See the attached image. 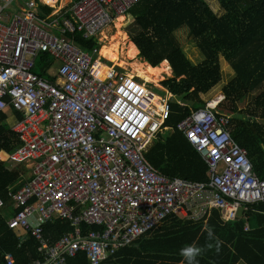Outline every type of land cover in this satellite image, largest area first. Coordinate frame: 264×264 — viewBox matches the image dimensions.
Masks as SVG:
<instances>
[{
    "label": "built area",
    "instance_id": "2783aa9c",
    "mask_svg": "<svg viewBox=\"0 0 264 264\" xmlns=\"http://www.w3.org/2000/svg\"><path fill=\"white\" fill-rule=\"evenodd\" d=\"M138 1L0 0V113L22 115L11 124L19 145L8 158L30 167L29 180L9 193L6 225L36 241L38 255L26 264H65L79 251L99 264L170 218L198 221L217 210L228 222L264 201V178L232 140L227 117L215 115L223 95L176 125L207 164L205 181L170 177L147 160L157 134L170 128L162 121L171 108L99 52L102 32ZM75 33L96 46L82 49ZM42 53L58 63L54 74L46 75L52 65L44 76L33 71ZM54 219L73 230L50 243L43 227ZM82 224L95 229L83 235ZM3 259L14 264L11 253Z\"/></svg>",
    "mask_w": 264,
    "mask_h": 264
},
{
    "label": "trees",
    "instance_id": "16d2710c",
    "mask_svg": "<svg viewBox=\"0 0 264 264\" xmlns=\"http://www.w3.org/2000/svg\"><path fill=\"white\" fill-rule=\"evenodd\" d=\"M216 1L221 13L212 10L205 0H139L127 10L132 22L125 33L137 48L138 56L152 67L164 60L168 62L171 76L161 81V85L183 104L179 107L178 100L168 103L171 111L163 125L170 128L157 134L145 156L155 169L170 177L207 179V164L176 125L192 110L204 107L208 99L202 96L222 80L221 56L232 78L221 88L224 99L217 105L215 115L227 117L226 129L232 140L245 149L253 172L263 179L264 0ZM43 8L46 13L52 10ZM179 30H184L197 48L202 57L198 64L186 57L176 38ZM72 37L84 50L96 46L94 40L83 39L79 33ZM51 65V57L42 53L36 58L33 71L44 76ZM249 97H253L251 103L245 104ZM13 112L16 118H22ZM6 118L1 112L0 151L11 152L15 144L13 133L4 124ZM18 180V173L0 161V196L5 202L0 209V264H6L3 259L6 253L12 254L14 264H26L38 255L30 231L20 232L6 225L12 215L7 192L22 185ZM72 229L67 220L61 219L43 227L50 243ZM93 229L95 226H80L83 235ZM189 246L196 249L191 260L182 252ZM65 264H88L85 252L66 256ZM99 264H264V201L248 205L228 222L220 219L217 210H211L198 221L171 218L132 244L107 255Z\"/></svg>",
    "mask_w": 264,
    "mask_h": 264
},
{
    "label": "rangeland",
    "instance_id": "374dc122",
    "mask_svg": "<svg viewBox=\"0 0 264 264\" xmlns=\"http://www.w3.org/2000/svg\"><path fill=\"white\" fill-rule=\"evenodd\" d=\"M205 1L207 2V4L210 6V8L212 10H214L216 12H220V7H219L218 2L216 0H205ZM131 22H132V17L131 16H125L123 19H120V21H118V22L116 20L114 22V25H112L109 28H107L106 30H104L100 36V39H99L100 40L99 52L101 51L102 46H107L108 44L111 45V44L117 42L118 43V52H117L118 53V56H117L118 59L113 62V61L108 60L105 57L106 60H108L110 64L117 66L118 68H120V71L125 73V74H132V75H135L144 81H147L148 83H146V84L148 85V87H151L152 91L155 94H157L160 97H163V99L165 101H167L168 103L173 102L174 100L180 101L177 96H174V97H172L171 100H169L171 97L169 96L168 92L161 85V81H163L165 78L171 76V69L169 67V64H167V68H168L167 72H161L160 75L158 74V76H157L158 79L156 78L157 82H156V84H154V83L146 80V78L143 75L139 76V73L137 72L136 67L138 64L147 63L141 57L138 56V51H137V54L134 57V59L130 60V59L126 58L125 50L127 48V44H130L132 42L130 41V39L128 38L127 35H126V39L124 41L120 40L121 36L120 35L116 36V33H119V31H120L121 33L124 32V34H126L125 29ZM118 24H120V27H117ZM114 35L117 38H116V40L111 41V38ZM176 38L179 41V43L181 44V47H182L183 51L185 52L186 57L193 64H198L201 61L200 59L202 57L199 55V52H198L197 48L195 47L194 43L189 38H187L185 31L184 30L177 31L176 32ZM141 61H142V63H141ZM219 65H220V68L222 71V73H221L222 80L220 81V83L218 85L214 86L212 89H210L206 94H204L202 96L204 99H209V98H213L217 95L218 96L222 95V92H221L222 86H224L230 80V78H232L231 72H229V67L221 56H219ZM57 66H58V63L54 62L52 64V66L49 68V70L46 72V75L48 76V75L54 74L56 72ZM225 70H228L229 73H227V72L225 73ZM250 98H253V97H249V99H247V101L249 103H251V101H252V99H250ZM27 175H28V173H27ZM241 211L242 210L240 209L238 212V215L241 213Z\"/></svg>",
    "mask_w": 264,
    "mask_h": 264
},
{
    "label": "bare ground",
    "instance_id": "6f19581e",
    "mask_svg": "<svg viewBox=\"0 0 264 264\" xmlns=\"http://www.w3.org/2000/svg\"><path fill=\"white\" fill-rule=\"evenodd\" d=\"M118 21H120V19ZM117 27H120V24H118ZM118 35L121 36L120 40L124 41L126 39V34H124V32L121 33L119 31V33H116V36H118ZM116 36L114 35L111 38V41L112 40L113 41L116 40V38H117ZM117 52H118V43L117 42H115V43H113L111 45L108 44L107 46H102L101 51H100V53L103 56H105L108 60L113 61V62L118 59V57H117L118 53ZM125 53H126V58H128L130 60L134 59V57L137 54V50H136V48H135L133 43L127 44V48L125 50ZM141 63H142V61H141ZM167 64L168 63L165 62V60L162 61L158 66H155V67H152V66H150L147 63H142V64H138L136 69H137V72L139 73V76L143 75L146 78V80L156 84L157 79H158L157 78L158 74L160 75L161 72H167V69H168L167 68ZM153 101L155 103L154 104L155 108L156 109H160L161 103H162L161 100L158 99L157 96H154ZM163 122L164 121H162V125H163ZM164 128H167V127H164Z\"/></svg>",
    "mask_w": 264,
    "mask_h": 264
},
{
    "label": "crops",
    "instance_id": "0c3cea01",
    "mask_svg": "<svg viewBox=\"0 0 264 264\" xmlns=\"http://www.w3.org/2000/svg\"><path fill=\"white\" fill-rule=\"evenodd\" d=\"M135 46V45H134ZM136 48V47H135ZM136 50H137V48H136ZM138 51V50H137ZM165 62H167L166 60H165ZM168 63V62H167ZM169 94V93H168ZM170 96H172L171 94H169ZM172 97H174V96H172ZM180 102V104H181V106H179V107H182L183 106V104L181 103V101H179ZM248 102V101H247ZM247 102H245V104H248ZM247 106V105H246ZM246 107H243V109H245ZM5 114H6V120H5V123L4 124H6L8 127H9V129H10V131L13 133V139H14V144H15V147H14V149L11 151V152H5V151H0V161L1 162H4L7 166H8V168H10L11 170H13V171H16L17 173H18V176H19V180H18V182L17 183H22V185L19 187V188H17L16 190H12L11 188H9L8 189V192H7V194H8V196H9V193H14V192H17L28 180H29V177H30V167H29V163H14V162H11V161H9V158H8V156L17 148V146L19 145L18 144V142L16 141V136H15V134H14V132L11 130V124H12V121H14V120H16V119H18V118H16V114L13 112V110L11 109V108H7L5 111H3ZM164 126V125H163ZM164 127H166V126H164ZM28 173V175H27V173ZM10 210H11V212H12V207H10V209H9V212H10ZM241 212H243V210L241 211ZM239 216V215H238ZM237 216V217H238ZM173 218H180V219H184V218H182V217H173ZM171 219V218H170ZM221 219V218H220ZM184 220H186V219H184ZM73 230V229H72ZM72 230L70 231V232H72ZM47 238V237H46ZM48 239V238H47ZM38 253V252H37Z\"/></svg>",
    "mask_w": 264,
    "mask_h": 264
},
{
    "label": "clouds",
    "instance_id": "9594fccd",
    "mask_svg": "<svg viewBox=\"0 0 264 264\" xmlns=\"http://www.w3.org/2000/svg\"><path fill=\"white\" fill-rule=\"evenodd\" d=\"M130 16V15H129ZM7 197H8V200H9V204H10V207H12V215H13V212H14V209H13V202H12V199H11V196L9 195L8 196V194H7ZM0 198L2 199V201H3V206L0 208V209H2L3 207H4V205H5V202H4V200H3V198L0 196ZM11 215V216H12ZM10 216V217H11ZM10 217H8V219L10 218ZM161 226V225H160ZM157 229V228H156ZM182 252H183V254L185 255V256H187L188 258H189V260H191L192 259V257L194 256V254H195V252H196V249H194L193 247H191V246H189L188 248H185V249H183L182 250ZM36 258V257H35ZM34 259V258H33ZM32 260V259H31Z\"/></svg>",
    "mask_w": 264,
    "mask_h": 264
}]
</instances>
